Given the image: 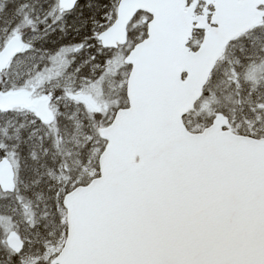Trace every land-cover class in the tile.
I'll return each instance as SVG.
<instances>
[{
    "label": "snow or ice",
    "instance_id": "obj_1",
    "mask_svg": "<svg viewBox=\"0 0 264 264\" xmlns=\"http://www.w3.org/2000/svg\"><path fill=\"white\" fill-rule=\"evenodd\" d=\"M0 264H264V0H0Z\"/></svg>",
    "mask_w": 264,
    "mask_h": 264
}]
</instances>
